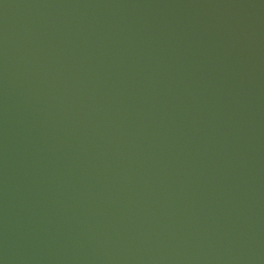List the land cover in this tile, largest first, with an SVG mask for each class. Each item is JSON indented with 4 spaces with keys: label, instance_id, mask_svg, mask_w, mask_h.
Listing matches in <instances>:
<instances>
[{
    "label": "water",
    "instance_id": "1",
    "mask_svg": "<svg viewBox=\"0 0 264 264\" xmlns=\"http://www.w3.org/2000/svg\"><path fill=\"white\" fill-rule=\"evenodd\" d=\"M0 264H264V0H0Z\"/></svg>",
    "mask_w": 264,
    "mask_h": 264
}]
</instances>
